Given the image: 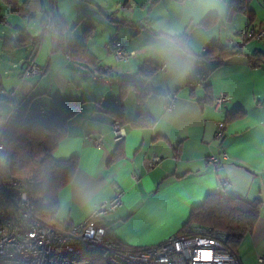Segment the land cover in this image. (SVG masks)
<instances>
[{
	"label": "crops",
	"instance_id": "obj_1",
	"mask_svg": "<svg viewBox=\"0 0 264 264\" xmlns=\"http://www.w3.org/2000/svg\"><path fill=\"white\" fill-rule=\"evenodd\" d=\"M230 1L0 0V18L8 23L0 25V96L19 86L13 100H0L2 118L44 120L31 113L37 107L61 118L76 109L53 152L57 160H78L57 195L60 226L84 222L119 193L120 205L103 217L108 237L149 248L176 234L207 194L221 190L262 201L254 229L236 250L241 264H264L257 261L264 255V41L243 38L248 26H264V0H248L251 18L228 16ZM51 16L68 27L66 45L84 44L87 52L61 49L58 33L43 27ZM210 16L215 21L203 24ZM146 18L149 25L141 23ZM182 34L188 53L175 42ZM161 37H168V54L160 50ZM33 39L40 40L35 60L44 70L21 83ZM112 40L134 52L127 62L107 52ZM213 43L239 51L218 66L197 58ZM135 86L149 91L141 105ZM220 93L230 100L217 111L212 103ZM142 113L152 124H122L124 137L116 142L111 123ZM98 138L101 146L94 144ZM119 144L122 156L108 163ZM74 264L107 263L82 258Z\"/></svg>",
	"mask_w": 264,
	"mask_h": 264
},
{
	"label": "built area",
	"instance_id": "obj_2",
	"mask_svg": "<svg viewBox=\"0 0 264 264\" xmlns=\"http://www.w3.org/2000/svg\"><path fill=\"white\" fill-rule=\"evenodd\" d=\"M53 17H49L43 24L46 31L55 30ZM149 19L141 21L149 25ZM245 40L264 41V26H248L243 32ZM40 42L33 41L26 66L21 72V83L42 74L44 67L37 64L35 56ZM107 52L117 60L124 62L134 54L124 45L112 40L105 44ZM163 66L161 67V70ZM102 79H109L103 74ZM19 86L6 92L4 100H13L18 93ZM230 100L227 93H220L213 99L214 110H220ZM174 105L170 99L168 109ZM16 106V104H15ZM33 116L45 117L53 121L55 116L44 107L34 108ZM0 138L5 135L6 119L2 118L0 110ZM223 122L218 123V134H222ZM111 133L116 142L123 139L122 124L120 121L111 123ZM94 144L101 146V138L95 139ZM3 145L0 143V149ZM226 156V153H223ZM159 157L147 159V167H153ZM211 161L217 162V158ZM7 193L13 196L18 213L11 218L0 213V264H74L77 259L101 258L107 264H241L237 253L227 247L225 233L220 230H211L193 227L185 233L173 234L160 244L149 248H131L118 246L108 239V232L103 224V217L108 212L118 208L121 203V194H115L108 201L101 202L95 210L81 223H69L60 228L53 223H46L35 215L38 199L30 195V185L20 178L2 174ZM202 253L210 254L204 259L196 257ZM257 261L264 263V255H259Z\"/></svg>",
	"mask_w": 264,
	"mask_h": 264
},
{
	"label": "trees",
	"instance_id": "obj_3",
	"mask_svg": "<svg viewBox=\"0 0 264 264\" xmlns=\"http://www.w3.org/2000/svg\"><path fill=\"white\" fill-rule=\"evenodd\" d=\"M247 2L248 0H231L228 16L235 15V13L247 14ZM247 15H249V18L252 17L251 14ZM215 19V16H210L203 24L209 25ZM53 24L60 38L61 49L66 50L68 47L72 55L77 50L87 52L84 44L66 45L64 35L68 27L65 22L63 23L55 18ZM22 41H26V34H24ZM33 41L39 42L40 40L33 39ZM175 42L183 51L187 53L190 51L185 34L175 37ZM238 51L239 49L236 46L229 47L225 44L216 45L213 43L211 47L207 46L205 52L200 56H196L207 62H215V66H218L223 63L226 56ZM145 71L148 72L149 70L146 69ZM136 92L141 105L148 96L149 91L140 86L136 87ZM124 94L125 89L123 88L122 95ZM4 98L5 96H0V100ZM75 110L70 109L65 116L56 118L53 121L45 119L25 121L22 116L14 121H10L9 118L6 120L4 125L7 130L5 135L0 138V143L3 145V148L0 149V213L4 214L5 217L11 218L18 213L15 200H13L12 195L7 193L5 181L2 177V174H11L30 185V195L33 199L39 201L34 209L36 217L46 223H53L60 228L64 226H60L55 222L58 208L57 195L60 189L71 181L78 160L76 156H71L65 160H57L54 158L53 152L60 140L65 137V122L69 116L76 112ZM114 113H116V117L122 116L121 109ZM150 120L142 113L136 118L127 120L123 117L118 121L123 125L129 123L132 126L142 127L151 125ZM122 154V148L119 144V147L110 156L108 163L120 159L119 157ZM202 202L190 211L188 220L177 233L183 234L196 226L220 230L225 233L227 247L237 253L238 244L247 233L252 232L256 225L262 201L258 199L249 201L235 195H227L219 190L207 194ZM108 239L110 238L108 237ZM110 240L122 248L127 247L113 239Z\"/></svg>",
	"mask_w": 264,
	"mask_h": 264
},
{
	"label": "clouds",
	"instance_id": "obj_4",
	"mask_svg": "<svg viewBox=\"0 0 264 264\" xmlns=\"http://www.w3.org/2000/svg\"><path fill=\"white\" fill-rule=\"evenodd\" d=\"M160 50L164 54H168L171 51V46L168 37H161Z\"/></svg>",
	"mask_w": 264,
	"mask_h": 264
},
{
	"label": "rangeland",
	"instance_id": "obj_5",
	"mask_svg": "<svg viewBox=\"0 0 264 264\" xmlns=\"http://www.w3.org/2000/svg\"><path fill=\"white\" fill-rule=\"evenodd\" d=\"M3 24L8 25L7 22H4V19H3V18H2V19L0 18V25L3 26ZM20 28L24 29V26H23V27H20ZM21 35H22V34H21ZM172 235H173V234H172ZM169 237H171V236H169ZM169 237H167V238H165V239H163V240H160V243H161L162 241L168 239ZM160 243H158V244H160Z\"/></svg>",
	"mask_w": 264,
	"mask_h": 264
},
{
	"label": "snow or ice",
	"instance_id": "obj_6",
	"mask_svg": "<svg viewBox=\"0 0 264 264\" xmlns=\"http://www.w3.org/2000/svg\"><path fill=\"white\" fill-rule=\"evenodd\" d=\"M206 256H207L208 258H210V254H204V253H202L200 256H197L196 259H197V260L204 259Z\"/></svg>",
	"mask_w": 264,
	"mask_h": 264
}]
</instances>
